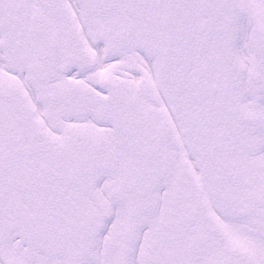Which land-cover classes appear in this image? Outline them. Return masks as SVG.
<instances>
[{
    "label": "snow or ice",
    "instance_id": "1",
    "mask_svg": "<svg viewBox=\"0 0 264 264\" xmlns=\"http://www.w3.org/2000/svg\"><path fill=\"white\" fill-rule=\"evenodd\" d=\"M0 264H264V0H0Z\"/></svg>",
    "mask_w": 264,
    "mask_h": 264
}]
</instances>
